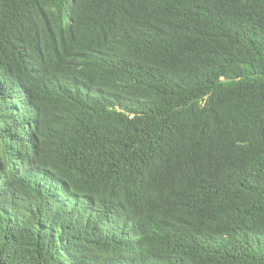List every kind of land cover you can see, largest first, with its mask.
<instances>
[{
  "label": "trees",
  "instance_id": "obj_1",
  "mask_svg": "<svg viewBox=\"0 0 264 264\" xmlns=\"http://www.w3.org/2000/svg\"><path fill=\"white\" fill-rule=\"evenodd\" d=\"M0 264H264V0H0Z\"/></svg>",
  "mask_w": 264,
  "mask_h": 264
}]
</instances>
